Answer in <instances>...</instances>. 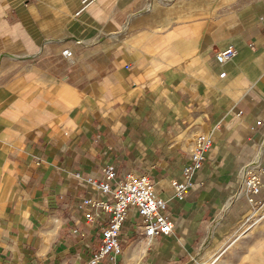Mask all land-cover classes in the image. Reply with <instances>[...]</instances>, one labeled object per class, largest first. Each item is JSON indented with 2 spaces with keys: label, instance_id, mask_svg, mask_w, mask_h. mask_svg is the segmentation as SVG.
I'll return each mask as SVG.
<instances>
[{
  "label": "crops",
  "instance_id": "crops-1",
  "mask_svg": "<svg viewBox=\"0 0 264 264\" xmlns=\"http://www.w3.org/2000/svg\"><path fill=\"white\" fill-rule=\"evenodd\" d=\"M86 1L0 0V264H85L106 216L89 224L79 204L110 197L86 182L107 164L147 174L173 222L147 237L132 208L118 264H182L251 210L238 198L264 166V0ZM200 135L212 146L179 199Z\"/></svg>",
  "mask_w": 264,
  "mask_h": 264
},
{
  "label": "built area",
  "instance_id": "built-area-1",
  "mask_svg": "<svg viewBox=\"0 0 264 264\" xmlns=\"http://www.w3.org/2000/svg\"><path fill=\"white\" fill-rule=\"evenodd\" d=\"M91 0H87L89 3ZM237 54L233 46L217 53V59L221 64L232 60ZM63 55L71 58L73 53L65 49ZM212 146V138L200 135L196 138L189 163L184 167V180L174 181V195L183 199L192 186L193 174L202 167L206 156L205 153ZM264 166L256 167L252 164L244 170L243 186L250 192L249 201L253 206L263 204L259 194L262 190V174ZM80 176V173H76ZM117 178V170L113 164L103 167V177H87L86 182L102 194L109 195L108 199L98 197L83 198L79 204L80 208L89 207L85 213L87 223H94L102 218L104 223L101 227V242L95 249L90 259L85 264H100L108 261L109 264H118V257L123 253L124 247L120 241L124 222L127 220L132 208L136 209L143 231L147 237L154 238L169 235L173 231V222L167 212V201L161 197L155 188L151 178L147 174L127 173ZM114 181V182H113Z\"/></svg>",
  "mask_w": 264,
  "mask_h": 264
},
{
  "label": "rangeland",
  "instance_id": "rangeland-1",
  "mask_svg": "<svg viewBox=\"0 0 264 264\" xmlns=\"http://www.w3.org/2000/svg\"><path fill=\"white\" fill-rule=\"evenodd\" d=\"M263 181V180H262ZM245 190V191H244ZM247 198L244 187L239 200ZM235 201L232 200L231 204ZM260 206H251L249 215L233 226L221 228L220 240H217L214 224L209 227V237L201 236L197 248L199 251L182 264H264V199ZM214 231V232H213ZM209 238V240H208ZM120 241L121 236H120ZM214 241V242H211Z\"/></svg>",
  "mask_w": 264,
  "mask_h": 264
},
{
  "label": "bare ground",
  "instance_id": "bare-ground-1",
  "mask_svg": "<svg viewBox=\"0 0 264 264\" xmlns=\"http://www.w3.org/2000/svg\"><path fill=\"white\" fill-rule=\"evenodd\" d=\"M264 186V182H263V184H262V187ZM247 190V189H246ZM245 191V190H244ZM250 192H248L247 191V197H248V199L250 198ZM202 264H211V263H205V262H203Z\"/></svg>",
  "mask_w": 264,
  "mask_h": 264
}]
</instances>
